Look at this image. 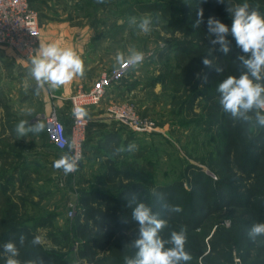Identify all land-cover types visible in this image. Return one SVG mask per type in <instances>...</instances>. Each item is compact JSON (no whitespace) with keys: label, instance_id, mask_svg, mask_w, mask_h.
<instances>
[{"label":"trees","instance_id":"obj_1","mask_svg":"<svg viewBox=\"0 0 264 264\" xmlns=\"http://www.w3.org/2000/svg\"><path fill=\"white\" fill-rule=\"evenodd\" d=\"M115 1L118 8L132 3L156 18L167 16L181 32L184 39L169 46V50L184 59L182 77L193 79L198 73L201 78L206 77L205 88L194 90L189 104L196 99H218L219 93L208 91L212 87L207 81L213 77L221 83L230 75L239 77L247 71L239 59L241 55L247 58V54L241 52L231 34L226 37L229 52L224 54L219 50V44L210 43L215 36L208 35L206 24L207 18L212 16L230 28L231 14L226 9L242 4L243 0H224L223 3L218 0ZM201 8L205 22L197 29L193 24ZM253 10L264 16V5L249 7V12ZM204 57L212 61L210 67L202 64ZM217 110L219 115L215 112L207 117L210 128L218 126L217 118L223 120V125L218 128L220 146L208 163L216 179L194 165H186L177 179L165 184H155L141 170L128 173V167H122V178L118 165L126 163L130 153L127 150L129 140L120 132L102 135L91 146V159L101 161L105 185L100 189L87 188L79 194L75 217L64 230L49 235L58 247L31 244L37 229L47 226L52 217L23 219L17 215V209H13L17 201L13 202L7 188L13 174L22 172V167H17L19 162L25 168L29 164L9 147L4 153L0 151V162L12 160L11 169L0 171V264H6L2 245L8 241L16 242L20 250L17 259L21 264L27 261L33 264H124L125 256L135 258L137 252L133 245L139 235V226L132 219V207L139 201L147 203L159 218L168 221V227L160 233L162 239L168 240L173 230L186 228L185 248L193 257L188 264H199L201 257L203 264H264V236L250 238L248 235L253 224L264 223V127L256 123V109L248 112L246 119L233 118L222 108ZM26 121V128L34 125L30 120ZM122 148L125 150L120 151ZM134 195L136 201H133ZM168 204L179 205L183 211L170 214L166 208ZM224 218L230 222L227 228L221 224ZM21 234L26 237L23 246L19 243Z\"/></svg>","mask_w":264,"mask_h":264},{"label":"rangeland","instance_id":"obj_2","mask_svg":"<svg viewBox=\"0 0 264 264\" xmlns=\"http://www.w3.org/2000/svg\"><path fill=\"white\" fill-rule=\"evenodd\" d=\"M115 2L104 0L100 4L97 0H63L75 15L89 19L104 8V12L112 20V27L106 32V37L99 33L98 38H107V47L116 48L126 57L132 51L143 52L146 56L145 63L130 71L117 85L124 92L117 103L131 106L142 120L150 124L149 131L132 130L125 126V130L120 132L123 138L129 140L128 147L134 149L127 154L124 166L122 162L118 165L120 175L123 178L122 167H128V173L141 170L155 184H165L177 179L186 165H194L216 179L208 163L220 146L218 128L220 124L223 125V120L213 117L218 121V126L210 128L207 117L215 112L220 114L217 110L221 109L220 94L217 95V100L196 99L192 105L189 104L194 90L205 88L206 81L200 75H195L193 79L182 77L184 59L172 49L169 50V46L184 39L181 32L171 24L167 16L159 15L156 18L151 12L132 3L118 8ZM244 2L249 7L264 5V0H243L242 3ZM96 6L99 8L94 12ZM38 15L40 19L44 18L40 13ZM145 16L151 17L152 21L151 31L147 34L142 33L139 28L141 18ZM115 23L118 24L115 26ZM97 49L100 52L106 51L103 46ZM3 55L6 60L1 63L0 69L6 82L2 83L5 88L0 84V151L4 153L9 147L29 164L25 168L19 162L17 167H22V172L13 174L11 185L7 188L8 193L13 202L17 201L14 203L16 208L13 209H17V215H21L23 219L52 217L47 226L37 229V235L44 236V247H58L50 240V233L64 230L67 223L75 217L79 194L83 190L104 187V169L101 161L90 159L86 155L85 151L91 153V146L95 143L89 145L87 141L84 142L78 170L65 175L63 170L53 167L54 161L62 153L52 149L45 131L28 132L23 137L17 134L15 129L19 121L30 120L34 125L44 123L45 117L53 111L57 112V108L52 103L47 112L43 109L36 96L37 85L27 70L30 63ZM113 64L115 63L111 62L110 65ZM218 76L216 74L217 79ZM213 79L214 77L207 81L212 87L208 91L216 94L219 83ZM259 83L264 84V79ZM29 109H32L31 114ZM11 162V158L2 160L0 171L2 168L11 169ZM113 181L116 184L118 180L115 177ZM221 224L225 228L229 227V219L224 218Z\"/></svg>","mask_w":264,"mask_h":264},{"label":"clouds","instance_id":"obj_3","mask_svg":"<svg viewBox=\"0 0 264 264\" xmlns=\"http://www.w3.org/2000/svg\"><path fill=\"white\" fill-rule=\"evenodd\" d=\"M98 3H104V0H97ZM223 3L224 0H218ZM231 14V26L219 19L209 16L207 18V31L209 36H215L211 39L212 45L219 44L220 51L224 54L229 52L228 41L226 37L230 33L235 39L236 45L241 52L247 54L239 57L246 72L239 77L234 75L228 76L217 87L220 94L219 103L223 112L228 113L233 118L244 117L253 109L264 111V84L259 83L264 76V16L258 11L249 12V4L244 2L229 6L226 9ZM135 20V18H133ZM205 22L204 12L201 8L197 12V18L193 24L194 28H199ZM151 17H142L139 28L142 33L147 34L151 31ZM144 53L140 51H132L125 58L123 52L117 51L116 63L127 67L128 65H140L144 61ZM202 64L210 67L212 61L207 57L202 58ZM220 71V69H217ZM30 74L37 84L36 94L45 84H49L52 89H58L62 86L69 85L76 77H83L85 74L84 60L71 47H61L58 43H41L36 50L35 55L31 58ZM199 77V74H197ZM206 81V77L204 78ZM31 114L32 109H29ZM74 118L77 120L89 117V113L84 107H74L72 110ZM256 123L264 127V114L260 111L256 113ZM27 121L21 120L16 125V132L19 136H26L28 132L41 133L46 130L43 122L37 123L32 127L26 128ZM69 149L73 148L71 143L68 144ZM125 149H120L124 151ZM127 150H134L131 146ZM82 156L69 155L62 153L59 159L53 163V167L57 170H63L65 175L74 173L78 170L79 161ZM137 197L133 196V201ZM170 214H178L183 211L179 205H166ZM132 219L139 226L138 238L134 241V247L137 249L135 258L125 256L124 264H188L192 260V255L186 250L187 243L186 228L179 231H171L170 238L164 240L160 233L168 227V221L161 219L153 212L151 206L147 203L139 201L135 202L132 207ZM250 238L264 236V223H255L248 232ZM26 237L21 234L19 243L24 245ZM44 243L43 235H35L31 239L33 246L42 245ZM171 244V247H166ZM2 252L6 255V264H21L17 259L20 250L16 242L8 241L2 245ZM25 264H33L27 261ZM199 264H203V257L200 258Z\"/></svg>","mask_w":264,"mask_h":264},{"label":"crops","instance_id":"obj_4","mask_svg":"<svg viewBox=\"0 0 264 264\" xmlns=\"http://www.w3.org/2000/svg\"><path fill=\"white\" fill-rule=\"evenodd\" d=\"M31 7L44 18L39 22V38L35 46V52L41 43H58L61 47H71L78 55L82 57L85 64V74L83 77H76L69 85L62 86L58 89H52L49 84H45L40 89L39 94L36 95L41 102L43 109L47 112L53 103L57 108L58 118L61 123L67 128L69 133V126L71 123V116L69 112L68 98L74 94L79 86L89 88L96 80L98 75L116 65L115 56L117 49L107 47V38H98L99 33L105 37L112 27V20L104 8L95 13L90 19L75 15L70 9L66 7L63 0H28ZM107 18V19H106ZM106 19V21H105ZM118 23H115L116 26ZM119 26V25H118ZM103 46L100 52L97 48ZM10 54L5 51H0V65L5 63L6 58ZM125 55V54H124ZM126 58V55H125ZM111 62L115 63L110 65ZM31 66H28L30 71ZM2 69H0V84L6 82L2 77ZM30 73V72H29ZM31 75V74H30ZM132 75V74H131ZM34 83L36 81L33 78ZM37 85V84H36ZM8 88L6 89L7 92ZM124 92L120 86H111L103 100V102L94 108L87 109L89 117H87V127L85 131V143L94 144L102 135H108L114 132H122L125 126L121 123L108 119L104 115L106 105L111 102L117 103L121 99ZM50 95V96H49ZM49 97L52 99L50 100ZM53 100V102H52ZM88 158H92L91 153L86 150Z\"/></svg>","mask_w":264,"mask_h":264},{"label":"built area","instance_id":"obj_5","mask_svg":"<svg viewBox=\"0 0 264 264\" xmlns=\"http://www.w3.org/2000/svg\"><path fill=\"white\" fill-rule=\"evenodd\" d=\"M38 38V15L28 0H0V50L7 51L9 56L31 64ZM144 57V61L140 65L130 64L123 67L116 64L102 71L89 88L79 86L68 98L71 116L69 133L65 125L60 122L57 112L53 111L45 117L44 124L47 126L45 132L48 143L61 153L83 157L87 118L80 120L74 118L73 108L82 106L91 109L99 106L108 89L120 83L130 71L142 66L146 60L145 55ZM256 111L264 114V111L259 109ZM104 115L132 130H150V124L142 120L127 104L110 103L105 108ZM69 143L73 145L72 149H69ZM71 215L72 212L69 213V216Z\"/></svg>","mask_w":264,"mask_h":264}]
</instances>
